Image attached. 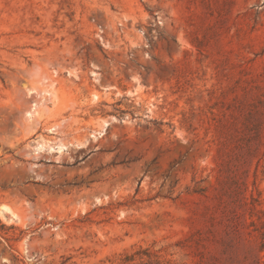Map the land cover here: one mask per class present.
Masks as SVG:
<instances>
[{
	"label": "rangeland",
	"instance_id": "1",
	"mask_svg": "<svg viewBox=\"0 0 264 264\" xmlns=\"http://www.w3.org/2000/svg\"><path fill=\"white\" fill-rule=\"evenodd\" d=\"M2 209L0 264H264V0H0Z\"/></svg>",
	"mask_w": 264,
	"mask_h": 264
},
{
	"label": "bare ground",
	"instance_id": "2",
	"mask_svg": "<svg viewBox=\"0 0 264 264\" xmlns=\"http://www.w3.org/2000/svg\"><path fill=\"white\" fill-rule=\"evenodd\" d=\"M37 147L40 149V148H42L43 146L39 144V145H37ZM3 210H4V209H2V210L0 211V213H3Z\"/></svg>",
	"mask_w": 264,
	"mask_h": 264
},
{
	"label": "trees",
	"instance_id": "3",
	"mask_svg": "<svg viewBox=\"0 0 264 264\" xmlns=\"http://www.w3.org/2000/svg\"><path fill=\"white\" fill-rule=\"evenodd\" d=\"M131 261H133V258H129V259L127 260V263H129V262H131Z\"/></svg>",
	"mask_w": 264,
	"mask_h": 264
}]
</instances>
